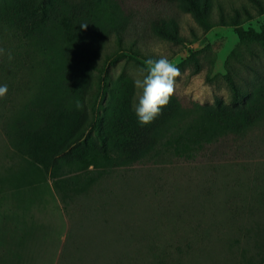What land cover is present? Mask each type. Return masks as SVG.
<instances>
[{
	"label": "rangeland",
	"instance_id": "1",
	"mask_svg": "<svg viewBox=\"0 0 264 264\" xmlns=\"http://www.w3.org/2000/svg\"><path fill=\"white\" fill-rule=\"evenodd\" d=\"M195 1L0 0V137L64 190L68 264H264V0ZM159 55L181 76L141 126Z\"/></svg>",
	"mask_w": 264,
	"mask_h": 264
},
{
	"label": "crops",
	"instance_id": "2",
	"mask_svg": "<svg viewBox=\"0 0 264 264\" xmlns=\"http://www.w3.org/2000/svg\"><path fill=\"white\" fill-rule=\"evenodd\" d=\"M3 137H0V264H68L65 257L69 255L71 220L64 190L41 164Z\"/></svg>",
	"mask_w": 264,
	"mask_h": 264
},
{
	"label": "clouds",
	"instance_id": "3",
	"mask_svg": "<svg viewBox=\"0 0 264 264\" xmlns=\"http://www.w3.org/2000/svg\"><path fill=\"white\" fill-rule=\"evenodd\" d=\"M86 29L88 24H82ZM0 48V54L4 53ZM9 60L12 55L8 53ZM181 76L180 69L165 55L158 58H148L144 66L138 70V76L134 79V87L137 90L133 98V110L141 126L152 123L162 109L166 107L175 92L176 78ZM8 92L6 84L0 85V98H4ZM79 107V104L77 105Z\"/></svg>",
	"mask_w": 264,
	"mask_h": 264
},
{
	"label": "trees",
	"instance_id": "4",
	"mask_svg": "<svg viewBox=\"0 0 264 264\" xmlns=\"http://www.w3.org/2000/svg\"><path fill=\"white\" fill-rule=\"evenodd\" d=\"M183 1H185L186 3H187V5H188V7L195 13V15L197 16V18H199V19H202V12H201V10H200V8H199V5L197 4V2L195 1V0H183ZM239 36H240V38L242 39V40H245V39H248V38H252V37H254L255 36V32L254 31H249V32H243V31H241L240 33H239ZM89 43H85L84 42V44H82L81 45V48L79 49V52H81V53H83V54H85V53H89V51H91V49L93 48V50H94V48H96V47H98L97 45H99V43L98 42H96V41H88ZM92 50V51H93ZM73 80H74V77L72 78ZM230 83H231V86L234 88V100H235V102L237 103V104H243L244 103V97L243 96H245V95H243L242 94V92H240L237 88H236V86H235V84H234V82L233 81H230ZM255 115H257L258 116V119L260 118L261 119V114H259L258 113V111H254L252 114H250V115H246V116H243L242 117V120L244 121V123H245V121L246 120H248L249 121V119L251 118V116H255ZM250 116V117H249ZM245 117V118H244ZM259 119V120H260ZM154 127V129L156 128V126H153ZM92 129H95L96 130V132H97V134L99 135V136H101L102 134H101V132H102V130H101V127H100V122L98 121V120H96L93 124H92ZM149 133V132H148ZM83 138H84V135H82V136H80V137H76L74 140H72L71 142H70V144L65 148V149H63L62 151H61V153L60 154H58V156L59 155H62V157L63 156H66L68 153H70V152H72V150L83 140ZM19 152H21L22 154H24V155H27V156H29V154L27 153V152H24L23 150H18ZM136 151H138V150H136ZM136 151H132L133 153H135ZM33 161H35V162H37V163H39V164H41L40 162H38L35 158H33V157H31V156H29ZM61 159V157H58V158H56V162H58L59 160ZM44 168H45V170H46V172L48 173L49 172V168H46L43 164H41ZM181 255H183V254H181ZM181 255H180V259H179V261L177 262V264H187L186 263V261L184 260V258L183 257H181ZM188 256H185V258H187ZM193 259H194V257H193ZM155 259H153V262L151 263H149V264H155ZM192 261V260H191Z\"/></svg>",
	"mask_w": 264,
	"mask_h": 264
}]
</instances>
